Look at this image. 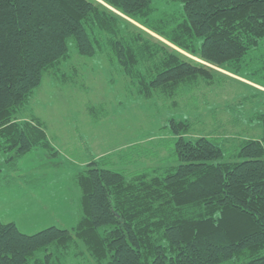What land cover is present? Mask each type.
<instances>
[{
  "label": "trees",
  "instance_id": "trees-1",
  "mask_svg": "<svg viewBox=\"0 0 264 264\" xmlns=\"http://www.w3.org/2000/svg\"><path fill=\"white\" fill-rule=\"evenodd\" d=\"M153 1L0 0V153L10 167L46 146L40 122L17 114L67 59L68 40L78 56L116 63L137 96L172 106L228 78L218 70L240 78L243 57L264 42V0H166L182 5L181 19L154 17ZM256 117L261 137L242 143V162H218L219 146L188 140L191 124L174 119L176 166L127 179L92 162L75 176L76 225L28 235L0 220V264H57L55 253L77 243L93 264H264V113Z\"/></svg>",
  "mask_w": 264,
  "mask_h": 264
},
{
  "label": "rangeland",
  "instance_id": "rangeland-1",
  "mask_svg": "<svg viewBox=\"0 0 264 264\" xmlns=\"http://www.w3.org/2000/svg\"><path fill=\"white\" fill-rule=\"evenodd\" d=\"M153 2L154 17L181 19L180 3ZM67 47V59L43 76L17 114L16 122H40L46 146L32 148L13 167L0 153V220L15 223L24 234L76 225L81 192L75 176L92 162L127 179L157 166H176L167 128L171 119L191 124L188 140L207 137L219 146L223 157L218 162L245 161L238 156L242 143L261 137L256 116L264 113V88L256 84H264V42L243 57L240 78L218 70L229 79L203 83L176 106L162 97L137 96L105 55L78 56L72 40ZM54 260L93 264L80 243L66 254L55 253Z\"/></svg>",
  "mask_w": 264,
  "mask_h": 264
}]
</instances>
